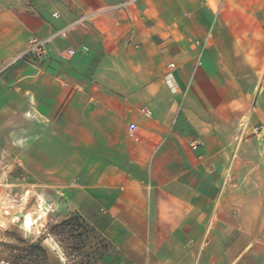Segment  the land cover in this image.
Instances as JSON below:
<instances>
[{
	"label": "crops",
	"instance_id": "crops-1",
	"mask_svg": "<svg viewBox=\"0 0 264 264\" xmlns=\"http://www.w3.org/2000/svg\"><path fill=\"white\" fill-rule=\"evenodd\" d=\"M0 124L97 264H264V0H0Z\"/></svg>",
	"mask_w": 264,
	"mask_h": 264
},
{
	"label": "rangeland",
	"instance_id": "rangeland-1",
	"mask_svg": "<svg viewBox=\"0 0 264 264\" xmlns=\"http://www.w3.org/2000/svg\"><path fill=\"white\" fill-rule=\"evenodd\" d=\"M14 130L0 124V264H97L107 245L83 217L54 211L46 177L33 180L6 147ZM26 218L32 227L24 226Z\"/></svg>",
	"mask_w": 264,
	"mask_h": 264
},
{
	"label": "built area",
	"instance_id": "built-area-1",
	"mask_svg": "<svg viewBox=\"0 0 264 264\" xmlns=\"http://www.w3.org/2000/svg\"><path fill=\"white\" fill-rule=\"evenodd\" d=\"M57 14L54 15V17H56ZM79 21H76L75 23H71L68 26H66L65 28L55 32L53 35H51L48 38L45 39H38V38H32L28 41L27 46L25 48V50L23 51V53L21 54V56L19 58L22 57H30L31 59L34 60H40L44 53H45V48L47 46V44L49 42H51L54 38L56 37H60V38H64L67 34V32L69 30H71ZM197 45H200V42L196 43ZM82 52H86L87 49L85 47H83L81 49ZM76 54V51L73 49L68 50L65 53L66 57H72ZM170 67H173V65H170ZM129 135L132 136V134L135 132L136 127L134 125H130L129 126Z\"/></svg>",
	"mask_w": 264,
	"mask_h": 264
},
{
	"label": "bare ground",
	"instance_id": "bare-ground-1",
	"mask_svg": "<svg viewBox=\"0 0 264 264\" xmlns=\"http://www.w3.org/2000/svg\"><path fill=\"white\" fill-rule=\"evenodd\" d=\"M33 225H34V222H32L31 219H29V218H26V219H25V221H24V226H25L26 228H30V227H32Z\"/></svg>",
	"mask_w": 264,
	"mask_h": 264
}]
</instances>
